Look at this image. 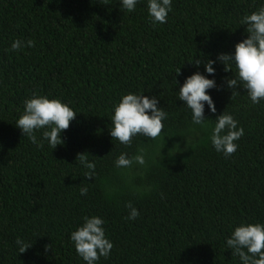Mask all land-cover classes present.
<instances>
[{
	"label": "trees",
	"instance_id": "16d2710c",
	"mask_svg": "<svg viewBox=\"0 0 264 264\" xmlns=\"http://www.w3.org/2000/svg\"><path fill=\"white\" fill-rule=\"evenodd\" d=\"M262 3L173 0L167 23L153 26L146 0L131 13L119 0H0V264H85L69 236L93 214L114 244L99 264H239L226 238L241 220L264 222V101L251 104L239 86L231 98L224 78L232 73L217 63L220 90H209L217 112L206 106L212 120L201 129L176 91L204 72L203 63H189L193 56L234 51L247 35L239 19ZM16 39L35 44L14 52ZM136 90L160 96L169 119L161 137H136L125 147L110 136L112 106ZM34 91L77 111L54 150L15 126ZM224 110L245 132L230 157L208 139ZM140 147L153 157L146 170L115 167L121 152ZM81 153L96 162L93 180L75 164ZM128 202L140 212L134 221L124 219ZM17 237L32 247L19 253Z\"/></svg>",
	"mask_w": 264,
	"mask_h": 264
},
{
	"label": "clouds",
	"instance_id": "9594fccd",
	"mask_svg": "<svg viewBox=\"0 0 264 264\" xmlns=\"http://www.w3.org/2000/svg\"><path fill=\"white\" fill-rule=\"evenodd\" d=\"M140 3L141 0H119L120 8L128 13L135 11ZM146 7L152 25H162L167 23L169 13L173 11V0H146ZM239 24L246 26L247 35L235 44L233 52L218 53L215 59L193 56L189 62L196 68L203 63L204 68L203 73L196 71L186 77L176 91L177 100L183 102L182 105L191 114L192 126H199L201 129L209 127V121L212 119L205 116L206 106L210 113L217 112L209 93L212 89L220 90L215 79L214 65L217 63L224 66L225 72L232 73L231 78H224L227 88L233 90L231 98L240 94L234 90L239 86L246 90L251 104L258 105L264 101V3L256 10L245 13L239 19ZM34 44L31 39L26 42L16 39L11 43L10 50L15 52L25 47L31 48ZM180 69L181 66L175 72L176 75L180 74ZM210 76L212 78H209ZM174 80L176 85L178 81L175 78ZM149 90L127 91L112 106L110 136L125 147L131 146L136 137H147L154 141L162 136L166 127L169 112L159 106L160 96L144 94ZM76 115L77 111L70 102L34 91L23 102V112L17 118L15 126L37 147H43L47 143V146L54 150L64 143L62 133L69 128ZM214 121L208 139L217 153L230 157L239 148L237 142L244 136V128L235 116L226 110L216 116ZM190 130L194 131L195 127ZM89 156L88 153L78 154L75 164L85 170L83 177L93 180L96 176V162L90 160ZM151 159L153 157L148 150L140 147L133 155L121 152L114 165L124 170L134 167L146 170ZM87 193L88 187L81 186L80 194L86 196ZM125 207L128 209L125 220L134 221L140 216L139 210L131 202ZM81 219L82 223L70 233L69 239L77 256L85 264H99L101 257L107 259L114 247L107 235L106 221L94 214L83 216ZM15 244L19 253H24L33 245L21 237H17ZM225 246L238 257L239 264H264V222L239 221L226 238Z\"/></svg>",
	"mask_w": 264,
	"mask_h": 264
}]
</instances>
